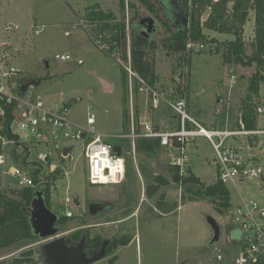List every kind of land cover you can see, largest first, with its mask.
<instances>
[{
    "label": "rangeland",
    "instance_id": "374dc122",
    "mask_svg": "<svg viewBox=\"0 0 264 264\" xmlns=\"http://www.w3.org/2000/svg\"><path fill=\"white\" fill-rule=\"evenodd\" d=\"M192 1L189 0V4ZM150 2L154 6L158 4L157 0ZM133 3L138 7L137 13L136 9L130 7ZM97 5L112 11L118 21L125 16L128 45L131 20L139 23L145 16L154 18L161 27L159 34L153 37L158 47L151 52V59L156 63L157 82L169 85L172 79L178 85L184 84L181 78L176 79L177 70L180 69L178 64L189 65V113L208 129L222 128L223 118L216 116V110L226 104L220 103V99L230 101L231 124L236 126L246 99L249 78L255 71L254 66L246 68L235 63L226 64L221 52L216 53L215 49L221 42L233 40L234 37L208 28H204L206 37L216 38L218 43L193 41L195 46L199 42L205 48L199 51L196 46V51L186 53L189 63H184L179 59L180 54L162 47L161 42L170 38L172 32L137 0H126L125 11L119 8V0H0V52H9L10 62L19 70L17 80L33 85L31 89L47 104L69 102L70 118L78 124L86 125L88 114L93 113L97 132L124 150L125 182L121 185L95 186L90 184L87 177V163L82 156L84 148L81 144H75L74 160L64 161L62 169L53 176L51 186V210L65 216V211L70 209L75 215L58 223V237L69 241L73 234L79 232L89 234L91 238L100 236L104 241L128 237L126 246H119L111 251V255L92 264H241L244 243L234 240L232 236L238 228L236 207L243 200L264 205V135L254 139L255 156L250 154V140L239 139L258 176L252 181L238 182L237 188L232 184L227 185L232 206L224 214L216 212L209 199H193L189 189L196 190L198 187L175 183L168 165L169 159L162 152L151 157L147 153L137 154L130 141L117 138L125 132L122 98L126 60L122 58L125 65L119 64L92 40L84 18L87 8ZM228 8L232 10V3H228ZM210 13L211 8L202 12V23ZM254 15L253 10L249 12L247 24L241 32V40L246 45V55L249 57L256 43ZM8 27H15V30H8ZM130 50L131 46L128 52ZM65 55L71 56V59L65 62L57 59V56ZM79 60L83 63L79 64ZM235 75L238 77L237 84L231 86L230 78ZM103 79L113 85L110 92L104 91ZM126 79L129 84L132 82V92L129 86L125 107L130 108L132 101L134 110L139 109L142 116L147 109V97L136 92V82L130 80L128 73ZM173 85L170 91H174ZM259 106L264 107V87L256 101V107ZM258 117V128H264V113ZM197 144L199 148L193 155L194 165L192 163L191 168L206 185H212L218 181L217 167L213 164L214 150L211 142L204 137H199ZM9 154L21 166L25 155L23 149H12ZM141 162L154 171L151 180L141 178L138 170ZM159 176L166 177L169 184L162 187L156 196L149 197L145 193L146 188L156 184ZM162 193L165 200L160 204ZM68 196L78 199L80 206L74 202L66 207L64 202ZM95 201H107L113 206L93 216L89 213V207ZM208 217H213L220 225V239L214 243V231ZM50 241L33 238L0 250L1 264H11L17 258L24 259L23 253L26 252H32V260L36 264H44L42 246Z\"/></svg>",
    "mask_w": 264,
    "mask_h": 264
},
{
    "label": "built area",
    "instance_id": "2783aa9c",
    "mask_svg": "<svg viewBox=\"0 0 264 264\" xmlns=\"http://www.w3.org/2000/svg\"><path fill=\"white\" fill-rule=\"evenodd\" d=\"M218 1V0H213ZM84 25V24H83ZM15 30V27H8ZM91 36V35H90ZM92 38V37H91ZM96 46L109 55V48L100 41H95ZM198 46V48L196 47ZM193 41L187 42V53L203 50L205 46ZM197 48V49H196ZM0 59V102L8 106H14V114L9 127L10 138L0 130V190H8L12 187L18 189L42 190L47 182L45 176L56 173L62 169L64 161L74 160L75 144H81L84 148L82 156L87 163V174L90 184L95 186L121 185L125 182L126 159L122 147V155L118 156L114 151L113 143L96 130V116L89 113L86 125H81L70 118V103H45L29 86L24 92L25 84L17 80L19 70L8 58L9 52L1 50ZM111 56V55H110ZM119 64H123L120 55H113ZM58 60H70L71 56H57ZM79 64L83 62L78 61ZM126 72L130 80L139 85V93L146 95L147 109L136 120V110L131 101L129 120L131 128L129 132L117 138L130 141L134 153L137 141L146 138L159 140L161 152L169 159V167L178 170L180 176L190 175L192 156L191 149L199 137H204L211 142L214 150L213 164L217 167L218 180L226 186L229 184L237 188L238 182L255 180L258 176L250 159L244 153L239 139L251 140L264 135V128L249 130L240 110L235 127H230L231 107L225 100V107H218L216 116L226 118L224 128L208 129L190 116L188 100V80L190 78L189 65L180 66L176 79L181 78L184 84H176L170 80L169 85L162 83L154 88L135 73L132 69L131 54L128 53ZM237 76H231L230 85L237 84ZM172 81L175 85H173ZM173 85L174 91H170ZM132 92V82L130 83ZM167 88H166V87ZM167 111V112H166ZM257 115L264 113V107L256 109ZM259 124V119H258ZM120 146V145H119ZM72 150L68 155L64 151ZM21 148L25 153L21 166L13 158L9 157L12 149ZM33 157V158H32ZM117 161L120 163L117 164ZM143 179V177L141 176ZM182 184V181L181 183ZM75 199L68 196L64 205L69 207ZM235 221L242 231L240 240L244 243V251L240 263L257 262L259 256L264 255V205L258 202L243 200L236 207ZM67 218L75 217L72 210L65 211Z\"/></svg>",
    "mask_w": 264,
    "mask_h": 264
},
{
    "label": "trees",
    "instance_id": "16d2710c",
    "mask_svg": "<svg viewBox=\"0 0 264 264\" xmlns=\"http://www.w3.org/2000/svg\"><path fill=\"white\" fill-rule=\"evenodd\" d=\"M141 5H144L154 13L155 17L162 22L172 32L170 38L164 39L161 44L162 47L168 49L174 54H180L179 59L184 63H189L187 57V42L188 41H201L203 43H218L217 39H209L204 33V28L212 31H217L223 34H228L234 37L233 40L221 42L215 49L216 53L222 55L223 61L226 64H239L246 68L255 67V71L249 78V85L246 88V96L244 104L241 109L244 111L243 117L246 122V128L255 130L258 127V115L256 113V101L260 95L262 87H264V0H193L189 4V0H157L158 4L154 6L150 0H137ZM177 4L189 10V28L182 30L174 27L172 24V11L173 5ZM228 3H232L233 8L229 10ZM126 0H119V8L122 11L126 10ZM132 9L138 7L135 3L130 4ZM211 8V13L206 21L201 22V15L203 11ZM254 11L255 23V45L252 55H246V45L241 40L242 28L247 24L250 11ZM85 23L90 28V35L95 41H100L109 48V55H120L121 58L127 61L129 46H131V64L132 69L145 82L149 83L152 87H160L157 80L156 63L151 59V52L155 51L158 45L154 42L153 37L147 39L139 33L138 23H134L133 19L130 22V45H128V26L125 16L118 21L112 11H106L99 5L87 8L85 12ZM182 64V63H180ZM178 64V67L181 65ZM123 89L124 95L122 98L123 120L125 132H129L131 128V120H129V109L125 107L127 97L129 95V83L126 79L127 72L123 69ZM166 83V82H164ZM136 92L139 91V85L136 82ZM14 114V106L6 105L0 102V130L3 134L11 137L9 134V127ZM139 109L136 110V120L140 119ZM254 139L251 141L254 143ZM2 147L0 146V152ZM11 152V151H10ZM9 152V153H10ZM161 152L160 141L142 138L137 141L136 153H147L149 157L158 155ZM11 154H9V157ZM25 159V157H24ZM22 159L23 164L25 160ZM175 183L183 185L197 186L196 190L189 189L193 194V199H209L216 212L224 214L227 209L232 206L231 192L228 187L220 180L212 185H206L201 178L195 175L180 176L178 170L170 167ZM58 170L57 172H59ZM56 173L50 174L46 177V183L41 188L43 191V199L47 203L49 209L52 202L50 196L51 186L53 184V176ZM157 183L149 185L146 188V195L149 197L156 196L162 187L169 184V181L164 176L156 178ZM181 185V184H180ZM35 190L33 189H18L12 187L8 190H0V250L9 249L22 243L23 241L32 240L33 238H40L33 232L31 226V216L29 210L36 199ZM165 194L161 195V202L163 204ZM62 222L69 218L59 215ZM58 222V223H59ZM57 223V225H58ZM84 235L87 236V248L92 249L94 252L99 253L105 245L104 240L97 236L91 238L89 234L79 232L71 236L68 243L77 244L82 241ZM129 243L128 237L122 240L116 238L108 240L105 248L106 255H110L112 250L117 249L119 246H126ZM32 252L23 253L26 259H14L11 264H36L32 260ZM247 264H264V255L259 256L257 262H249Z\"/></svg>",
    "mask_w": 264,
    "mask_h": 264
},
{
    "label": "water",
    "instance_id": "95a60500",
    "mask_svg": "<svg viewBox=\"0 0 264 264\" xmlns=\"http://www.w3.org/2000/svg\"><path fill=\"white\" fill-rule=\"evenodd\" d=\"M173 9L172 24L176 26V28L178 27L182 30H187L190 26L189 10L183 8L182 6H179L178 3L174 4ZM138 26L139 33L147 39L154 37L161 31L160 25H158V23L151 16H145L141 18ZM101 83L105 92H110L113 89V85L107 80L103 79L101 80ZM29 86H31L30 83H26L22 90L26 92ZM253 147L254 143L250 140V154H252V156H255ZM71 150L72 148L70 147L66 149L64 151V155H68ZM114 151L118 156L122 155L121 146H115ZM138 170L140 176H142L146 180H151L153 178L154 171L145 162L139 163ZM42 194V190L35 194V196L39 197V201L38 203H34L31 206L30 216L33 232L36 235H39L42 239H51L50 242H47L42 246V252L45 255L44 264H92L103 259L106 256L105 248L107 246V243L102 247L99 253L95 254L93 257H88L87 252H85L87 238H84L80 243L76 245H69L66 238L58 237L59 229L56 227V225L59 222V216L45 206ZM75 203L80 206L78 199H75ZM112 206L113 203L107 201H95L90 204L89 213L90 215L97 216V214ZM208 223L211 229L214 231V237L212 239V243H214L220 239V225L213 217H208ZM232 236L234 240L239 241L242 237V231L239 229L234 230Z\"/></svg>",
    "mask_w": 264,
    "mask_h": 264
},
{
    "label": "flooded vegetation",
    "instance_id": "af4514ba",
    "mask_svg": "<svg viewBox=\"0 0 264 264\" xmlns=\"http://www.w3.org/2000/svg\"><path fill=\"white\" fill-rule=\"evenodd\" d=\"M174 6V5H173ZM174 8V7H173ZM174 10V9H173ZM173 12V11H172ZM174 27H176V26H174ZM41 190H35V192H34V194H36L37 192H40ZM36 197V199L34 200V202H33V204L34 203H38V201H39V197H37V196H35ZM44 203H45V206L49 209V207H48V205H47V203L44 201ZM32 204V205H33ZM31 209V208H30ZM39 209H40V207H39ZM49 210H51V208L49 209ZM31 214H30V210H29V216H30ZM58 215V214H57ZM59 216V215H58ZM59 220H60V216H59ZM56 227H57V225H56ZM58 228V227H57ZM84 238H87V236L86 235H84ZM83 238V239H84ZM82 239V240H83ZM67 240V239H66ZM80 243V242H79ZM106 243H108V240L107 241H104V244H106ZM69 244V243H68ZM78 244V243H77ZM70 245H76V244H70ZM86 245H87V242H86ZM86 245H85V252H87V254H88V257H93L95 254H97L96 252H94L92 249H90V248H87L86 247ZM111 255V254H110ZM107 256V255H106ZM105 256V257H106ZM109 256V255H108Z\"/></svg>",
    "mask_w": 264,
    "mask_h": 264
},
{
    "label": "crops",
    "instance_id": "0c3cea01",
    "mask_svg": "<svg viewBox=\"0 0 264 264\" xmlns=\"http://www.w3.org/2000/svg\"><path fill=\"white\" fill-rule=\"evenodd\" d=\"M222 100H224V99H222ZM221 101V99L219 100V102ZM226 101V100H225ZM226 102H228V103H230V101H226ZM221 118H223V119H221L222 120V125H221V127L222 128H224L225 126H226V118H224V117H221ZM232 122L230 121L229 122V126L230 127H233L232 126V124H231ZM198 140V139H197ZM197 140L195 141V144H194V146L192 147V149H191V156H192V163H193V165H194V161H193V158H194V154L198 151V144H197ZM190 174L191 175H195L194 173H193V168H191V170H190ZM217 174H218V171H217ZM197 178H201V177H198L197 175H195ZM202 179V178H201ZM202 181H203V179H202ZM204 182V181H203Z\"/></svg>",
    "mask_w": 264,
    "mask_h": 264
},
{
    "label": "clouds",
    "instance_id": "9594fccd",
    "mask_svg": "<svg viewBox=\"0 0 264 264\" xmlns=\"http://www.w3.org/2000/svg\"><path fill=\"white\" fill-rule=\"evenodd\" d=\"M120 162L119 161H117V164H119Z\"/></svg>",
    "mask_w": 264,
    "mask_h": 264
}]
</instances>
